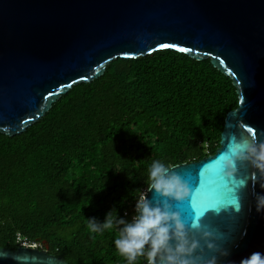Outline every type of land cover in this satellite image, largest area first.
<instances>
[{"label":"trees","instance_id":"16d2710c","mask_svg":"<svg viewBox=\"0 0 264 264\" xmlns=\"http://www.w3.org/2000/svg\"><path fill=\"white\" fill-rule=\"evenodd\" d=\"M238 104L210 58L162 48L113 59L24 132H0V246L17 249L22 233L72 264H127L119 226L92 233L88 219L103 223L111 211L130 221L152 163L215 153Z\"/></svg>","mask_w":264,"mask_h":264},{"label":"water","instance_id":"95a60500","mask_svg":"<svg viewBox=\"0 0 264 264\" xmlns=\"http://www.w3.org/2000/svg\"><path fill=\"white\" fill-rule=\"evenodd\" d=\"M162 48L210 58L239 94L216 152L172 165L197 189L233 134L264 142V0H0V132H24L74 85L103 75L113 59ZM238 169L234 181H218L216 187L235 189L239 204L219 216L208 211L210 198L200 208L206 213L200 223L229 255L219 257L201 240L204 251L197 249L196 264H207L213 255L217 264H240L253 252L264 253V211H256L252 195L254 169L239 163ZM244 180L246 189L240 187ZM255 191L264 194L259 183ZM181 208L190 227V202ZM0 264L72 263L48 249L0 246Z\"/></svg>","mask_w":264,"mask_h":264},{"label":"clouds","instance_id":"9594fccd","mask_svg":"<svg viewBox=\"0 0 264 264\" xmlns=\"http://www.w3.org/2000/svg\"><path fill=\"white\" fill-rule=\"evenodd\" d=\"M238 163L254 169L250 176L253 181L252 195L256 211H264V194L255 191L257 183L264 190V142H258L255 135H241L238 138L233 134L224 151L212 162L210 173L214 179L210 180L207 195L199 206L194 201V192L199 191L202 183L194 190L187 179L173 170V166L154 161L149 170L147 188L136 201L135 214L131 220L122 217L114 220L110 211L103 223L95 217L89 218L88 228L92 233H98L112 229L114 225L119 226L115 248L127 260V264H134L139 257H146L147 264H196L199 257H194V254L197 249L204 251L201 240L208 250L218 253L219 257H227L229 252L215 243L214 233L200 223L206 214L200 208L210 198L213 202L208 205V211L219 216L229 205L239 204L235 189L221 192L216 187L218 181H223L227 186L229 181L236 179ZM248 183V180H244L240 187L246 189ZM148 193H151V198ZM185 202H190L195 214L190 227L182 215L181 206ZM217 261L218 256L213 255L207 264H217ZM240 264H264V253L253 252L242 259Z\"/></svg>","mask_w":264,"mask_h":264},{"label":"snow or ice","instance_id":"6c2138e0","mask_svg":"<svg viewBox=\"0 0 264 264\" xmlns=\"http://www.w3.org/2000/svg\"><path fill=\"white\" fill-rule=\"evenodd\" d=\"M212 179L214 178L212 177L211 173L207 174L201 181L203 186L199 189V191L194 192V201L197 206H199L200 201L207 195V191L210 186L209 182Z\"/></svg>","mask_w":264,"mask_h":264},{"label":"built area","instance_id":"2783aa9c","mask_svg":"<svg viewBox=\"0 0 264 264\" xmlns=\"http://www.w3.org/2000/svg\"><path fill=\"white\" fill-rule=\"evenodd\" d=\"M17 243L20 246H27V247H34V248H40V249H47L46 245H44L41 242L33 241L28 236L18 233L17 234Z\"/></svg>","mask_w":264,"mask_h":264}]
</instances>
